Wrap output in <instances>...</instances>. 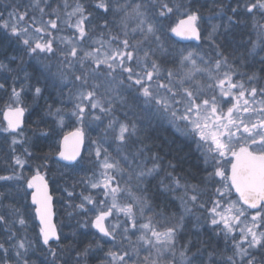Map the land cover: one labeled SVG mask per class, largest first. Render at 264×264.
I'll list each match as a JSON object with an SVG mask.
<instances>
[{"label":"snow or ice","instance_id":"1","mask_svg":"<svg viewBox=\"0 0 264 264\" xmlns=\"http://www.w3.org/2000/svg\"><path fill=\"white\" fill-rule=\"evenodd\" d=\"M30 8L38 10L41 19L33 16L31 24L22 28L20 23L27 19L28 9L19 12L18 6L14 7L9 17L17 23L11 26L7 42L11 46L12 38L23 37L21 43L29 57L42 53L57 57L55 71H52V63L34 70L40 74L36 79L37 85L42 77L46 87L55 90L60 97L65 95L64 89H68L67 102L71 108H53L52 104H47L44 116L59 117L58 122L63 124V113L67 111L81 125L71 133L76 147L69 153L62 145L58 153L60 158L77 161L81 156L80 145L86 139L85 129L92 124H103L105 118L112 117L101 129L100 138L91 142L96 145L93 163L99 168L86 181L91 189L98 193L102 191L103 198L81 194V203L75 205L78 209L95 212L91 227L99 233L101 240L115 246L119 236L120 244H126L123 251L110 249L106 253L107 264H213L215 261L216 251L214 248L209 251V240L189 238L177 250V238L186 227L185 217L192 211L190 205L197 206L201 192L198 184L189 183L184 175L177 172L183 158L174 163L177 157L173 156L165 164L164 156L170 154V149L155 143L149 146L145 141L150 136L140 135L144 131L140 125L156 116L170 117L177 131H181L178 123H183L184 134L196 138L198 147H202L201 142L211 141L208 152L213 154V158L216 154L221 158L231 154L235 160L230 177L220 167L204 177L191 174V179L209 183L215 177L224 181L215 189V198L198 204L201 209H207V223L218 230L215 235L218 237L222 233L226 245L231 240L232 255L215 261V264H264V231L261 230L264 229V99L258 102L256 99L258 96L264 98V87L260 86L256 73L239 72L229 62V57L219 51L223 45L216 43L217 36L231 44L236 35H243L235 31L246 26L245 21L239 18L243 11L245 16L253 17V27L258 29L259 36V43L249 41L252 47L247 55L255 60L258 52L264 53V24L255 19L257 13L264 19V0H247L243 5L237 0L235 7L225 0H211L208 19L227 17L224 24L211 25L207 37L210 46L216 49L214 61L192 50L171 53L169 59L164 48L163 38L169 31L176 36L201 39L200 22L204 17L199 8L169 7L168 0H136L134 3L128 0L123 3L121 0H90L88 4L76 0L74 6L64 0L63 11L59 4L52 7L50 0H30ZM181 8L183 18L166 30L160 21ZM45 16L49 18L43 19ZM61 26L72 34L54 35V32L62 30ZM3 27L8 28V23ZM221 27L224 28L223 33L220 32ZM158 53L163 59H154ZM15 59L14 56L9 58L10 61ZM169 63L174 66H163ZM259 63L260 71L264 72V56L260 57ZM5 68L7 65L0 62V69ZM238 75L246 79L237 80ZM25 78L30 79V74L26 73ZM4 87L0 84V89ZM44 91V88L36 86L34 100L40 99ZM22 92L23 87L11 89L4 111L7 126L0 128L12 136L13 146L9 165L12 172L0 175V181L16 184L14 189L0 192V210L6 208L7 215L12 217L9 220L5 214H0V225L7 226L9 242L16 240V233L11 228L17 224L25 227L27 222L15 204L4 205L3 201L14 195L26 198L27 190L35 189L31 199L36 205L35 213L40 224L37 246L45 248L51 255L49 264H73L72 260L60 255L62 252H75L74 264H86L90 252L100 248L99 243H87L81 247L82 241L75 233L70 239L58 232L51 221L52 197L48 195L47 182L38 171L40 165H37L35 175L26 178L23 168L27 161L21 155H15V146L25 142L22 125L27 109L21 101ZM225 105H229L226 110ZM118 109L124 110L123 120L113 115ZM44 116L33 123H43ZM67 140L66 135L64 143ZM109 141L116 144L119 159L113 158L103 147V143ZM152 148L157 150L152 151ZM24 155L30 157L32 154L25 148ZM88 155L91 158L92 152ZM205 163H208L207 159ZM165 169H171L165 171L164 176L169 183L165 184L161 179L159 188L149 194L148 185ZM125 175L128 177L127 187L120 183ZM132 180H135V185L131 184ZM181 180L185 182L181 183ZM181 189L182 195L174 198L180 201L178 211L166 215L167 204L154 208V200ZM232 189L238 194V200L226 204ZM68 195L71 197L72 193ZM121 197L127 202L121 203ZM208 203L211 207H207ZM86 205L92 207L87 208ZM248 210H255L250 219ZM146 212L151 214L145 217ZM113 216L116 221L108 223ZM80 226L88 228V219ZM132 236H136L134 241ZM62 240L69 242L63 244ZM53 243L56 247L51 246ZM31 247V241L19 239L11 245L15 249L13 257L9 255L10 249L0 243V252L3 253L0 264H9L10 260L14 264H29L27 255ZM141 251L148 254L141 257Z\"/></svg>","mask_w":264,"mask_h":264},{"label":"trees","instance_id":"2","mask_svg":"<svg viewBox=\"0 0 264 264\" xmlns=\"http://www.w3.org/2000/svg\"><path fill=\"white\" fill-rule=\"evenodd\" d=\"M192 3L195 4V8H199L200 12L204 15L211 14L209 11L210 4L202 1L200 2L199 0H193ZM16 6H18L19 12H24L25 9H28V12L31 11L30 0H0V62H3L5 65H7V68L0 69V84H4L5 86L4 89H0V125L5 127V123L1 119V112L4 108H6L9 102L11 89L19 84L21 88L23 87V93L25 92L27 95V98H24L26 103L23 105L27 109L25 112L23 126L26 136L24 138L25 142L21 144L25 145L28 151L32 154L29 157L23 153V156L27 161L26 168L28 167L26 169V175L30 176L31 174L36 173L37 165H40L38 171L48 180L51 193L54 198L55 223L58 227L59 233L62 236H68L70 239L73 233H75L82 241L81 247L83 244L87 243H91L93 245L99 243L100 248L98 250L94 248L93 251L90 252V258L86 264H105L106 251L110 249V246H108L109 242H105L104 240L100 239L99 233L93 229L91 225H89L90 221H88V228H83L80 226L83 224L84 220H82L80 211H77L75 208V205L78 203L76 200V195L73 194L72 197L66 198L68 202L67 209H64L63 212H61L60 206L56 200L55 189L58 183H60L61 187H63L66 191L71 193L80 188H77L76 186V184L79 183L80 179L82 178L79 172H75L73 175L68 174L67 172L70 169L75 171L76 169L74 167H76L77 163L81 161V158L73 165H64L55 160V154L58 151V140L64 132L61 133L59 130H57L55 126L56 122L52 116H44V110L47 104H52L54 108V106L58 103L60 104L61 101H58V98L55 97V90L46 87L42 77L41 83L39 85L36 83V79L40 74L34 69L40 67L38 65V61H40L43 56L36 57L34 55L29 57L26 55V50L21 43L23 37L12 38L10 42L11 46H9V43L7 42V37L11 31L12 24L17 23L14 18L9 17V13L12 12L13 8ZM50 10L51 9H49V11ZM28 19L29 22H31L30 18L27 17V19L22 23H27ZM5 23H8V28L3 27ZM249 24H251L250 20L247 22L245 27L235 29L237 33H242L243 35H236L231 44L224 41L222 36L216 37V43L223 45L219 51H222L224 55L229 57V59H233L235 57L233 60L236 61L237 66H239L245 72L256 73V75L260 78L259 81L264 83V72L260 71V59L256 58L253 60L251 56L247 55L248 50L252 47L248 40H251L253 37L249 30ZM20 27L23 28L21 25ZM240 44L245 46L239 47L238 45ZM47 55L49 58H51L50 54H44V56ZM13 56L16 57V59L14 61H10L9 58ZM8 69H11V71ZM26 73L30 74V79L25 78ZM14 79H16L15 84L13 83ZM29 84L31 85V88H29ZM36 86H40L45 89L43 96L38 100H34L33 97V90ZM54 100L55 103H53ZM115 113H118L119 117L124 119L123 109H118ZM40 116H44L43 123L39 125L34 124L33 121L37 120ZM109 119H111V117L105 118L102 126H99V134H101V129L105 124L108 123ZM145 134L150 136V139L145 141V143L149 146L155 143L157 145H164L167 149H170V154L164 156L165 164H167L169 160H172L173 156L177 157V160H173L174 163H176L180 158H183L182 163H180V167L177 168V172L184 175L189 183L198 184L199 190L201 191L202 189L200 187H203L204 181L200 179H191V174L193 173L197 177H204L206 173L200 152L194 144V139L188 135H180L177 130L173 129L172 125H167L165 123L156 127L154 131L150 130ZM11 137L12 136L8 135L7 133L3 135L0 134V175H9L12 172V169L9 167L13 156ZM156 150V148H152V151ZM21 152L22 149L20 148V144L16 145L15 153L21 154ZM161 155H164L163 151L161 152ZM33 168L36 170L35 172H33ZM61 171L65 172L66 174H60ZM165 171H171V169H165L164 171H161L160 175L155 178L152 184L148 185L149 194L159 188V182L161 179H164ZM25 180L24 182H26ZM184 182V180H181V183ZM164 183L168 184L169 181L164 179ZM12 185V181H9V188L14 187V185ZM207 188H210V186H207ZM182 193L183 189L178 192L170 191L165 196L154 200L152 202L153 206L154 208L159 209V207H161L163 204H167L168 208L166 215L173 211H178L180 208V201L175 200L174 198L182 195ZM18 199L19 198L15 197L14 195L13 198L5 199L3 204H15V207L24 211V217L29 225V233L33 236V238H35L37 243L39 228L33 216V208L29 203L28 190L27 197L23 199L22 205H18L21 202L20 199ZM5 210L7 209L5 208ZM190 216L191 213L185 217L186 227L183 234L179 235L177 238V248H179V246L185 243L189 238L193 240H209L211 245V247H209V251H212L213 248L216 251L215 261H221L222 258L226 259L228 256H230L229 252L224 251L223 247L221 246V242L218 239H215L210 235L205 236L203 231L198 230L197 227L194 228L195 222L193 224V220H191ZM1 241L3 242L2 239ZM68 242V240H62L63 244H67ZM11 245L12 243L9 242V246L6 245V247L10 249ZM51 246L56 247L55 243H53ZM193 251H195V248ZM60 255L72 260L74 264L75 252H62ZM27 259L29 264H49V262L52 260V257L50 254L46 253L45 248L37 246L35 253L33 255L30 253L29 256H27ZM215 261L213 264H215Z\"/></svg>","mask_w":264,"mask_h":264},{"label":"rangeland","instance_id":"3","mask_svg":"<svg viewBox=\"0 0 264 264\" xmlns=\"http://www.w3.org/2000/svg\"><path fill=\"white\" fill-rule=\"evenodd\" d=\"M199 1L211 4V0H199ZM67 2H68V4L70 6H74L76 0H67ZM81 2L84 3V4H88V3H90V0H81ZM121 2L123 3V2H125V0H121ZM128 2L134 3V2H136V0H128ZM192 2H193V0H168L169 7H173L174 5H183L184 7L191 6L192 8H195L196 5L193 4ZM227 2L230 3L232 7L236 6V4H237V0H225V3H227ZM239 2H240L241 5H243V4H245L247 2V0H239ZM63 3H64V0H50L51 6L52 7H56L59 4L61 11H63ZM68 10L70 11L71 7ZM90 11H91V9H90ZM182 11H183V8H181L180 11H174L173 13L168 14V17L165 18V19H162L160 21V23L165 25V29L166 30L171 28L175 24V22L179 18L182 17L181 16V12ZM201 14L204 17V19H202L201 22H200V28L202 30V38H201L202 42L200 44H194V43H186V44H181L180 43L179 44V43L175 42L170 37V35H169L170 31L167 32L166 36H164V38H163V40H164V48L169 53V57H168L169 59L171 58V53L178 52L180 50H184L185 52L189 51V50L196 51V52L200 53L202 56H204L205 59H208V58L211 57L213 59V61L217 58L215 56L216 49L210 46L211 42L207 39V37H208L209 32L211 31V25H213V24H224L226 19H227V17L225 16L223 19L217 17V18L209 20L208 17L210 15H204L203 13H201ZM33 16H35L37 18V20L41 19L40 13H39L38 10L33 11L31 9V11L28 12V18H30V21L32 20ZM48 18L49 17H47V16L43 17V19H45V20L48 19ZM239 18L244 20L245 24H247V22L250 20L251 24H249V27H250L249 30H250L251 34L253 35V37H252L251 40H248V41H253V42L259 43L258 29L253 27V17L245 16L243 14V11H242ZM255 19L258 20L259 23L264 24V19H261L259 17L258 13L255 16ZM13 24H15V23H13ZM29 24H31V22H29V19H28L27 23H20V25L23 26V27H25V26H27ZM61 27H62V30L60 32H54L53 34L57 35V36H60V35L68 36V35L72 34L70 31L63 30V26H61ZM220 32L221 33L224 32V28L223 27L220 28ZM114 33H115V30H114ZM42 54L35 55L36 57L43 56L41 58V60L38 61V65L41 67V65H43V64L52 63V65H53L52 71H55L56 70L55 65L57 63V57L56 56H51V58H49L48 55L44 56V54L43 55ZM261 56H264V53H259L258 52L257 55H256V58L260 59ZM154 59H163V57H161V54L158 53L157 57H154ZM229 62L232 63L233 66L236 67L239 72H242V73L245 72L243 69H241L239 66L236 65V61L235 60L230 58ZM163 66L165 68H168V67H173L174 65L169 63V64H164ZM246 73H248V72H246ZM248 74L251 75L253 73H248ZM196 78L197 79H201L200 76H197ZM236 79L237 80L246 79V77H241V76L238 75L236 77ZM259 83H260V86L264 87V83L263 82L259 81ZM252 86L253 85H248V87H252ZM15 88L17 90L21 89L19 84H17L15 86ZM67 91H68V89H64L65 95L63 97H60V96L57 95V93H55V97L58 98L57 100L58 101H64V103L60 102V104L59 103L56 104L55 105L56 107L54 106V108L62 107L64 104L65 105L62 108L66 109V110H69L71 108V104L67 102ZM24 98H27V95H26L25 92L24 93L22 92L21 101H22L23 105H24V103H26V100ZM256 99H257V102H258V101H260L261 99H264V98L258 96ZM228 106L229 105H225L224 106L225 110L227 109ZM257 107H259V104H257ZM113 115L118 117L119 119H121L119 117L118 113H114ZM140 115L141 116L144 115L142 110H140ZM63 116H64L63 124H60L58 122L59 121V117L52 116L54 118L55 122H56L55 126H56L57 130H59L61 133L69 131V130H72V129H77L78 127H81V125L77 124V122L75 121V118L70 115V112L66 111L65 113H63ZM121 120H123V119H121ZM253 120H255V117H253ZM163 123H165L167 125L168 124L172 125L173 129L177 130V126L173 125V123L170 122V117L169 118H163V117H160V116H156L150 122L146 121L145 124L140 125V127H142L144 129V132L142 131L140 133V135H143V134L149 132L150 130L154 131V129L156 127L161 126ZM99 126H102V124H99L98 126L96 124H92V125L88 126L85 129L87 144L85 145L84 152H83V154L81 156V159H80L81 161H79L77 163V166L74 167L76 169L75 171H72L70 169L67 172L68 174H72V175L75 172H79V174L82 177L80 179L79 183L76 184L77 188L78 187H80V188L72 193V195L73 194L76 195V200L78 201V203L76 205H79L81 203V194H83L85 196L91 195L93 197L103 198L102 191L98 193L96 190H93V189L90 188V184L86 183L88 177L91 176L93 172H96L98 170V168H99V166L97 164L93 163V161H95V147H96V145H93L91 143L93 140H97V139L100 138V134L98 133L99 130H100ZM5 127H6V125H5ZM178 127L181 129V131H178L180 133V135H185L184 132H183V129H184L185 125L183 123H178ZM0 128H2L1 125H0ZM0 134L3 135V134H5V132L0 130ZM25 136H26V134L24 132V138H25ZM17 138L20 139V137H17ZM191 138L194 139L193 140L194 144L196 145V147L198 148V150L200 152L204 168H207L205 176L207 175L208 172H214L216 167H220L225 172V174L227 176L228 165L230 163L231 154H228V155H226L223 158L219 157L218 154H216L215 157L213 158V154L211 152H208V148L211 145V141H209L208 143L201 142L202 143V147H198L197 143H196V138H194V137H191ZM257 139H258V137H257ZM11 141H12V137H11ZM103 147L108 149V152L111 154V156L113 158H116V159L120 158V154L117 153L116 144L115 143H112L111 141H109V142L103 143ZM20 148L22 149V152H21L22 155L20 153H15V155H21L22 158L25 159V157L23 156V153H24V149L26 147H25V145L20 144ZM89 152H92L91 158H89V155H88ZM102 158L103 157H101V159ZM206 159L208 161L207 164L205 163ZM26 165H27V163L25 164V166L23 168V173H24V176L28 178L29 175H26V171H27L26 169L28 167L26 168ZM17 171H19V169ZM35 171L36 170L34 169L33 172H35ZM60 174L63 175V174H66V173L61 171ZM97 179H99V176H97ZM127 180H128V177H127V175H125L123 177V179H120L121 185L127 187L128 186L126 184ZM25 181L26 182H24V185L26 187L27 179ZM12 183L14 185V187H12V188L14 189L16 187V184H15V182H12ZM135 183H136L135 180L131 181L132 185H135ZM228 183H229V181H228ZM223 184H224V181L222 180L221 177H215L214 180L212 182H210V183L204 181L203 187L202 186L200 187L202 190L200 191L201 192V196H200V200L198 201V204L199 203H203L204 201H209L210 199L215 198L213 196V193L215 192V189L217 187H221ZM207 186H210V188H207ZM8 189H9V182L0 181V192L7 191ZM30 190L31 189H28V192H30ZM68 193H71V192L66 191L63 187H61L60 183L57 184L56 189H55V194H56V200H57V202H58V204L60 206L61 212H63L64 209H67L68 202H67L66 198L69 197ZM15 197L19 198L20 201H21L18 205H20V204L22 205L24 197L23 196H15ZM120 199H121V203L127 202L124 197H121ZM236 200H238V198L232 191L231 192V196L229 198H226L225 203L227 204L228 202L236 201ZM198 204H197V206H191L190 205V207H192L190 218H191V220H193V224L195 222L194 228L197 227L198 230L203 231L205 236H207V235L209 236L210 235V236L214 237L215 239H218L221 242V246L223 247L224 251L225 252H229L230 255H232L231 240H229L227 242V245H226L225 239H224V236H223L222 233L218 237L215 235V232L218 231V230L214 229V228H211L209 226V224L207 223V219H206V217H207V209H201L198 206ZM86 207L87 208H91L92 206L91 205H86ZM207 207H211V203H208ZM76 210L80 211V214L82 216V220L85 221V219H88V221H90L89 225H91V219L94 218L95 212L94 211L88 212V211H84V210H81V209H78V208H76ZM20 211H21V213H23L25 215L24 211H22L21 209H20ZM7 213H8V211L5 210V209L0 210V214H5L6 217L9 220H11L12 217L8 216ZM150 214L151 213L146 212L144 215H145V217H147ZM254 214H255V211H249L248 210V212H247V216H248L249 219ZM188 215L189 214H187L186 216H188ZM120 219L122 220L123 217L121 216ZM115 221H116V217L113 216L108 221V223H114ZM143 222L144 221L142 220L141 223H143ZM6 227L7 226H5V225H0V243L5 242L4 243L5 248H8V247H6V245L9 246V241H8L9 232L6 230ZM222 227H223V225H221V228ZM261 230L264 231V229H261ZM11 231L16 233V240H13V241H10V242L12 244H15L19 239L26 238L28 241L32 242V247L29 248L27 256H29L30 253L33 255L35 253L36 249H37V243H36L35 238H33V236L29 233V225H28V223H26L25 227H21L20 225L17 224L14 227L11 228ZM137 235H139V234L137 233ZM236 238L239 239V236L237 235ZM1 239L3 240V242L1 241ZM135 239H136V236H132V240L134 241ZM119 241H120V238L118 236L115 246H113V243L109 242L108 246H110V249L112 251H117V249H120L121 251L124 250V248L126 247V244L125 245H121ZM177 250H179V248H177ZM108 251H106V253ZM147 254H148L147 251H141L139 253V255L141 257H143V256H145ZM2 255H3V253L0 252V256H2ZM9 255L14 257V255H15V249L14 248H10ZM9 264H14V261L13 260L9 261ZM105 264H107L106 260H105ZM130 264H131V262H130Z\"/></svg>","mask_w":264,"mask_h":264},{"label":"water","instance_id":"4","mask_svg":"<svg viewBox=\"0 0 264 264\" xmlns=\"http://www.w3.org/2000/svg\"><path fill=\"white\" fill-rule=\"evenodd\" d=\"M183 17L179 18L175 24L173 26H176L178 23H179V20L182 19ZM172 26V27H173ZM169 35L170 37L178 42V43H181V44H186V43H194V44H199L201 42V39L200 40H197L195 38H186V37H180V36H176L175 34L169 32ZM201 38H202V34H201ZM6 110V108H4L1 112V119L2 121L6 124V122L4 121V111ZM24 120H25V117H24ZM7 126V125H6ZM24 126V123L22 125V127ZM76 129H73V130H70V131H67L65 132L64 134H62L58 140V151L57 153L55 154V160L59 163H62L64 165H72L74 163H76L79 158L82 156L83 154V151H84V148H85V142L84 144H81L80 145V152H81V156L80 157H77V161H65L63 159L60 158V156L58 155V153L61 151V147L63 145V147L65 148L66 151H68L69 153L72 152V150L76 147V144H75V139L74 137H72L71 133H73ZM68 136V140L66 143H64V137L65 136ZM235 162L234 158L231 156V159H230V163L228 165V171H227V176L230 177L231 176V169H232V164ZM36 173H33L31 174L28 178H31L33 175H35ZM42 175V174H41ZM43 176V175H42ZM44 177V176H43ZM44 180L47 182V191H48V195H50L52 197V200H51V221L52 223L56 226V223H55V211H54V198H53V195L51 193V188H50V184L48 182V180L46 179V177H44ZM229 184H230V180H229ZM35 191V189H31L30 190V193H29V203L30 205L33 207V214H34V218H35V222L37 223L38 227H40V224H39V219L36 217V213H35V208H36V205H33L32 204V199H31V196H32V192ZM233 193L237 196L238 198V194L235 193V190L232 189ZM246 207V206H245ZM249 211H255V210H249ZM57 228V226H56ZM58 230V228H57ZM59 232V231H58Z\"/></svg>","mask_w":264,"mask_h":264}]
</instances>
